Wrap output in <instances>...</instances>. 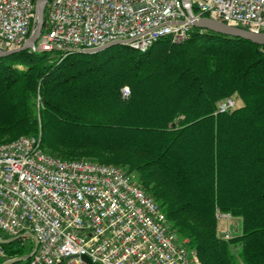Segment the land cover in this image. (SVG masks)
Wrapping results in <instances>:
<instances>
[{
    "label": "trees",
    "instance_id": "trees-1",
    "mask_svg": "<svg viewBox=\"0 0 264 264\" xmlns=\"http://www.w3.org/2000/svg\"><path fill=\"white\" fill-rule=\"evenodd\" d=\"M226 98L240 103L220 112ZM40 133L52 155L132 174L203 264H264V45L194 27L145 52L0 57V142ZM218 209L240 233L221 235ZM29 241L3 246L20 257Z\"/></svg>",
    "mask_w": 264,
    "mask_h": 264
},
{
    "label": "built area",
    "instance_id": "built-area-1",
    "mask_svg": "<svg viewBox=\"0 0 264 264\" xmlns=\"http://www.w3.org/2000/svg\"><path fill=\"white\" fill-rule=\"evenodd\" d=\"M188 1L49 0L37 45L67 54L124 40L145 52L162 39H188L195 27L189 9L197 18L264 31V0ZM36 2L0 0L1 50L20 47L33 32ZM122 94L129 96V87ZM237 106L226 98L218 110ZM216 216L219 224L234 218L219 209ZM0 229L3 238L23 234L34 245L29 234L35 235L38 247L28 264H88L83 256L92 264H203L132 174L114 164L52 155L41 133L0 142ZM221 235L234 234L228 227ZM12 258L0 242V264Z\"/></svg>",
    "mask_w": 264,
    "mask_h": 264
},
{
    "label": "water",
    "instance_id": "water-1",
    "mask_svg": "<svg viewBox=\"0 0 264 264\" xmlns=\"http://www.w3.org/2000/svg\"><path fill=\"white\" fill-rule=\"evenodd\" d=\"M48 1L49 0H37V2H36V12H37V16H38L37 26L33 30V32L29 35L27 40L20 47L9 49V50H1L0 49V57H6V56L12 55L14 53H17L19 51L26 50L28 48H30V49L35 48L36 51L41 50L40 45H37V40L40 37V35L42 33L43 26H44V14H45V9H46ZM184 1H185L186 5H189L188 0H184ZM188 12H189L190 17L192 18V22H193L194 26L197 28L214 31V32L224 34L227 36L239 37V38H242L245 40H249L255 44L264 45V31H253V30H249L246 28L233 26V25H230L228 23H225V22H222L219 20H215V19L210 18L208 16H201L200 18H197L190 9L188 10ZM118 44H126V41H124V40L111 41V42H108L106 44H103V45L95 47V48H88V49L84 50V52L96 53V52L102 51L108 47L118 45ZM29 236L35 240V245H34L33 250L27 255H23L20 257H16V258L6 260L3 264H12V263H17V262H22V261L28 260L36 252L37 247H38V242L36 240V237L33 233H30ZM22 237H23V234L7 239V238H3L0 234V242L9 243V242H12L14 240L21 239ZM83 259L86 260L88 262V264H92V262L90 261V259L87 256H83Z\"/></svg>",
    "mask_w": 264,
    "mask_h": 264
},
{
    "label": "crops",
    "instance_id": "crops-1",
    "mask_svg": "<svg viewBox=\"0 0 264 264\" xmlns=\"http://www.w3.org/2000/svg\"><path fill=\"white\" fill-rule=\"evenodd\" d=\"M220 233H223L228 227L232 228L233 234H238L241 232V223L238 218H233L231 221H225L219 224Z\"/></svg>",
    "mask_w": 264,
    "mask_h": 264
},
{
    "label": "rangeland",
    "instance_id": "rangeland-1",
    "mask_svg": "<svg viewBox=\"0 0 264 264\" xmlns=\"http://www.w3.org/2000/svg\"><path fill=\"white\" fill-rule=\"evenodd\" d=\"M47 7V6H46ZM46 10V9H45ZM47 11H48V9L46 10V15H47ZM45 15V14H44ZM44 20H45V18H44ZM44 24H45V21H44ZM36 26H37V22H36V24H35V26H34V29L36 28ZM240 102L239 101H237V104H239ZM150 195V194H149ZM0 234L1 235H5V233L0 229ZM23 242H25L26 244H29L30 243V241H29V239L28 240H23Z\"/></svg>",
    "mask_w": 264,
    "mask_h": 264
}]
</instances>
